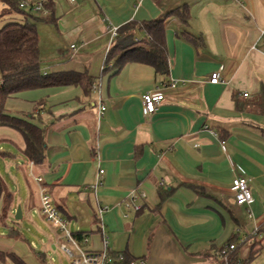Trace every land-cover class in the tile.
<instances>
[{"label":"crops","instance_id":"crops-1","mask_svg":"<svg viewBox=\"0 0 264 264\" xmlns=\"http://www.w3.org/2000/svg\"><path fill=\"white\" fill-rule=\"evenodd\" d=\"M49 3L47 18L22 14L30 23L33 18L34 24L52 25L61 39L62 47L48 60L40 39L41 72L85 73L92 87L25 91L10 98L6 110L45 131L46 160L34 164L33 172L42 177L71 231L87 237L85 249L99 252L107 242L110 254H127L136 264H223L219 252L230 245L242 260L254 250L258 258L264 247V0ZM183 7L189 10L188 24L167 17ZM162 19L168 77L140 63H129L119 73L106 70L113 28ZM215 72L221 74L219 84L210 83ZM170 80L178 81L175 88L168 86ZM155 88L162 89L165 100L145 118L142 97ZM24 149L19 132L0 128L1 165L15 181L9 186L0 166V177L14 195L7 213L0 208V251L16 253L27 264H43L40 253L54 264V244L65 255L63 234L36 212L40 187L28 177ZM8 163L24 174L25 186ZM100 170L104 175L95 190ZM235 176L250 179V206H237L231 192ZM28 180L37 187L36 201ZM136 191L146 194L138 201L140 211L124 205ZM33 231L45 234L41 250L29 238Z\"/></svg>","mask_w":264,"mask_h":264},{"label":"trees","instance_id":"trees-1","mask_svg":"<svg viewBox=\"0 0 264 264\" xmlns=\"http://www.w3.org/2000/svg\"><path fill=\"white\" fill-rule=\"evenodd\" d=\"M3 6L1 17L11 12L31 14L21 11L15 0H0ZM48 7L51 9V3ZM176 17L183 24L190 20L187 7L171 11L167 17ZM166 17V18H167ZM143 33V38H138L136 33ZM165 19L151 22H132L118 29L111 48L108 51L105 68L116 70L119 73L129 63L148 65L155 70L156 75L168 77L170 66L166 51ZM185 40L193 44L197 43L193 37L182 34ZM40 37L36 24L28 21L11 22L0 30V128L7 127L19 132L25 141L23 156L26 161L41 166L46 160L47 144L45 131L28 119L11 115L6 110L7 101L13 96L31 90L82 86L88 91L92 87V80L87 75L77 72H56L43 74L42 60L40 56ZM264 112V91L260 93ZM14 195L8 190L5 182L0 177V208L7 213L13 203ZM164 201V197L161 196ZM11 235H13L11 233ZM256 235H259V231ZM79 241L84 238L82 234H74ZM255 247V246H254ZM259 254V250L251 252L246 260L238 257L237 252L231 254L229 264H252ZM112 264H134V260L127 254L118 260L116 254H111ZM38 259L46 263L43 254L37 253ZM0 264H27L16 253L0 251Z\"/></svg>","mask_w":264,"mask_h":264},{"label":"built area","instance_id":"built-area-1","mask_svg":"<svg viewBox=\"0 0 264 264\" xmlns=\"http://www.w3.org/2000/svg\"><path fill=\"white\" fill-rule=\"evenodd\" d=\"M21 11L25 13L40 17L47 18L51 16V10L48 5L50 0H15ZM71 4L75 0H67ZM117 28L112 29V36L115 38L117 36ZM71 49L76 52L75 46H71ZM221 82L220 72H215L212 74L210 83L219 84ZM178 84L176 80H170L168 86L170 88H175ZM99 86L94 83L93 91L98 92ZM245 97L248 94L244 95ZM165 100V96L161 88H155L152 91L145 93L142 97V109L145 118L152 117L160 108ZM99 116L102 117L106 108L103 104L99 108ZM34 163L30 162L28 164V177H30L39 187H40V202L41 206L38 211L39 214L44 216L47 222L58 229L63 234L64 242L60 245L61 251L69 258L71 264H112L113 258L108 251L107 242H105V248L102 251H88L85 246L88 244L87 237L82 240L75 238L74 233L70 229V221L64 219L58 208L54 205L52 197L50 196V191L47 187L43 185V179L38 174L33 172ZM104 171H99V178L96 186L93 189H97L102 183V178ZM231 192L235 198L237 206H250L253 202V193L250 188V179L243 176H235L232 180ZM146 194L144 192H134L125 201V206L127 209H134L135 211H140L142 205H139L138 201L145 200ZM258 231H256L255 235ZM236 250L235 245H230L227 248L221 250L219 255L223 260V264H229V258L231 253ZM118 260H122V255H117ZM136 264V263H134ZM138 264H145L144 261H140Z\"/></svg>","mask_w":264,"mask_h":264},{"label":"rangeland","instance_id":"rangeland-1","mask_svg":"<svg viewBox=\"0 0 264 264\" xmlns=\"http://www.w3.org/2000/svg\"><path fill=\"white\" fill-rule=\"evenodd\" d=\"M2 13H3V6L0 3V30L8 23H11V22H21L22 23L25 21V19L23 18V15L20 13L11 12L9 15L1 17ZM33 17H35V16L33 15ZM30 21H31V23L35 22V19L30 18ZM36 26H37L38 31L40 32L39 37L42 41V56H43V59H47L48 54L53 52L55 50V48L58 49V47H60V46L62 47L61 39H60L59 35L56 33V31L52 25H48L45 22L37 21ZM1 80H2V75L0 72V81ZM2 162H3L2 159H0V166H1L2 173L4 174V177L6 179V183L9 186L13 187L15 181H14L12 176H10V175H9L10 177L6 176L7 174L4 170V166L1 165ZM8 164H9L8 169L11 170V173H13L15 176H17L19 178V181H20L22 186H25L24 174L22 172L18 171L17 169H15L13 164H11V163H8ZM29 185L31 187L32 196L34 197L33 199L36 201L35 198H36V193H37V189H36L37 187L34 186L33 183H31L30 181H29ZM37 210L38 209H36V212L38 213ZM35 221L37 224H39L41 226L44 233H47L50 231V228L45 223H43L44 222L43 219L37 218ZM31 233L32 234L29 235L30 236L29 238L32 241H35L37 244V248L39 250H41L43 247L41 244V240L43 239V242H47L45 234L38 232V231H33ZM52 252L55 253V254H53L55 257L54 264H70L69 259L65 255H63L62 253H60L58 251L57 245L54 244L52 246ZM252 264H264V247H263V250L261 251L260 256L258 258H256Z\"/></svg>","mask_w":264,"mask_h":264},{"label":"water","instance_id":"water-1","mask_svg":"<svg viewBox=\"0 0 264 264\" xmlns=\"http://www.w3.org/2000/svg\"><path fill=\"white\" fill-rule=\"evenodd\" d=\"M21 214H22L21 208H19L18 211H17V214H16V219L19 220L21 218Z\"/></svg>","mask_w":264,"mask_h":264}]
</instances>
